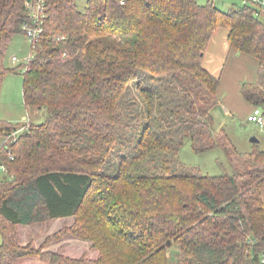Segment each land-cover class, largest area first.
I'll list each match as a JSON object with an SVG mask.
<instances>
[{"label":"trees","instance_id":"obj_1","mask_svg":"<svg viewBox=\"0 0 264 264\" xmlns=\"http://www.w3.org/2000/svg\"><path fill=\"white\" fill-rule=\"evenodd\" d=\"M236 6L44 0L21 84L23 105L43 120H0V264H172L173 247V264H261L264 150L253 144L245 170L229 175L152 172L168 156L177 162L187 139L196 153L229 144L210 115L219 81L201 62L223 28L229 48L264 71V20ZM26 21L24 0H0V86L17 72L5 69L4 53ZM135 82L142 106L125 107ZM250 89L245 100L264 104V90ZM70 217L38 248L17 229ZM65 239L87 243L95 257L44 251Z\"/></svg>","mask_w":264,"mask_h":264},{"label":"rangeland","instance_id":"obj_2","mask_svg":"<svg viewBox=\"0 0 264 264\" xmlns=\"http://www.w3.org/2000/svg\"><path fill=\"white\" fill-rule=\"evenodd\" d=\"M76 1L79 6L84 2V0ZM207 1H210L214 7L221 11L235 9L237 7L236 5H240L241 2V0H197V3L205 5ZM261 20H264V17H261ZM225 32L226 29H218V32L214 35V39L219 40ZM29 53L30 45L23 34L13 37L4 53L3 66L5 69H17L16 73L7 72L0 86V119L11 124H21L23 123V118H29L30 123H40L43 120L44 114L42 111L26 109L23 105L21 84L22 74L25 73L26 69L22 68V65H14L11 62L12 57L23 60L27 58ZM257 77H259V82L263 84L264 71H260L259 74L257 73L255 78ZM136 84L137 82L131 83L128 86L124 96L125 107L131 105L132 102L137 105L136 108L142 106ZM254 89L255 87L252 86L250 92L254 91ZM259 106L264 108V104ZM243 117L244 113L242 115L238 113L235 114L232 120L225 121L226 127L224 128V132L229 141V144L226 143V149L218 146L217 148L206 150L202 153H196L191 146V142L187 139L178 151L177 162L168 156L166 157L168 165L165 168L160 167L152 172L163 174L165 170H168L167 172L170 173H180L181 170L184 171L183 169H187V171L189 170L198 175L220 176L224 174L229 175L234 171H244L248 166V161L243 158L244 154L252 150V146L249 144L250 139L255 138L263 142L264 135L258 129L254 128L247 119H243ZM214 128L217 129L215 125ZM218 132L217 129V136L221 137V134ZM220 144L223 145L221 141ZM260 146H263V144H259V149L261 148ZM111 160L114 161V158ZM147 164V168H155L153 164ZM73 245L71 244L70 246ZM176 253L177 250L175 247L169 250V259L172 264L177 258Z\"/></svg>","mask_w":264,"mask_h":264},{"label":"crops","instance_id":"obj_3","mask_svg":"<svg viewBox=\"0 0 264 264\" xmlns=\"http://www.w3.org/2000/svg\"><path fill=\"white\" fill-rule=\"evenodd\" d=\"M217 32L218 30L212 34L209 40L203 54L201 65L219 81L216 95L217 99L210 108V115L216 128L218 130H224L226 127L225 121L232 120L235 114L240 113L242 115L244 113L243 119H247L255 108H259L264 112V108L246 101L242 93L243 87L254 86L257 87V91L264 90V86L259 82V77L255 78V75L257 73L259 74L263 69H261V66L258 65L255 59L229 48L226 41L227 32L222 34L219 40L214 39V35ZM0 120L2 121V119ZM254 128L258 129L264 135V126L262 128L254 126ZM256 140L257 143L255 145L259 148V144H263V146H260V149H264V140L263 142L259 139ZM249 144L252 146L253 143L249 141ZM261 199L264 202V188L261 190ZM72 223L73 218L70 217L53 220L49 224L42 225V229H39V225H33L27 228L17 227V229L21 231L26 229V231H23L24 235H27V238H24V242H28L35 237L34 246L38 248L46 236L58 231L63 226H70ZM71 244L74 245L70 246ZM88 249L89 245L87 243L74 239H65L50 244L44 251L76 258ZM88 253L91 258L95 257L94 252L88 250Z\"/></svg>","mask_w":264,"mask_h":264},{"label":"built area","instance_id":"obj_4","mask_svg":"<svg viewBox=\"0 0 264 264\" xmlns=\"http://www.w3.org/2000/svg\"><path fill=\"white\" fill-rule=\"evenodd\" d=\"M125 0H118L120 5L124 4ZM241 6L249 5L255 9V16L264 17V0H241ZM24 7L27 16V21L21 25L22 33L30 45V53L27 58L18 60L16 57L11 58L14 65H22V68L27 70V64L32 60L34 49L43 33V23L45 18L44 0H24ZM65 57V54L62 55ZM247 121L252 125L262 128L264 126V112L255 108L247 117ZM6 170L0 166V174L5 173ZM264 264V257L261 260Z\"/></svg>","mask_w":264,"mask_h":264},{"label":"water","instance_id":"obj_5","mask_svg":"<svg viewBox=\"0 0 264 264\" xmlns=\"http://www.w3.org/2000/svg\"><path fill=\"white\" fill-rule=\"evenodd\" d=\"M250 142L253 143V144H256L257 143V140L255 138H251L250 139ZM169 244V243H168Z\"/></svg>","mask_w":264,"mask_h":264}]
</instances>
